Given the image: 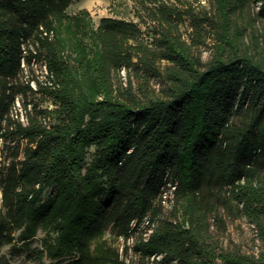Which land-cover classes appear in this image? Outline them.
<instances>
[{"label": "trees", "instance_id": "16d2710c", "mask_svg": "<svg viewBox=\"0 0 264 264\" xmlns=\"http://www.w3.org/2000/svg\"><path fill=\"white\" fill-rule=\"evenodd\" d=\"M73 1L0 0V151L16 141L0 177V264H15L6 245L22 254L40 230V257L126 264L104 236L130 237L146 217L152 231L134 249L155 264H264V53L245 47L237 24L248 0H216L207 61L165 0H133L156 22L151 39L133 20L69 13ZM192 21L202 35L206 18ZM33 60L46 79L14 83ZM17 89L27 122L11 117ZM170 186L175 220L161 217ZM214 203L257 225V255L212 245Z\"/></svg>", "mask_w": 264, "mask_h": 264}, {"label": "rangeland", "instance_id": "374dc122", "mask_svg": "<svg viewBox=\"0 0 264 264\" xmlns=\"http://www.w3.org/2000/svg\"><path fill=\"white\" fill-rule=\"evenodd\" d=\"M165 2L174 6L181 13L178 22L183 37L195 47V53L199 55L203 61H207L218 42V34L214 32L211 22L218 20L217 17V2L216 0H165ZM262 0H248L245 11L238 19V26L246 33L244 45L245 47L260 53H264V19L259 16L258 11ZM81 8H87L90 16L98 25L101 18L111 16L118 18H125L136 21L140 24L144 36L151 39L153 34V27H156V22L151 18L140 5H136L133 0H74L68 7L69 13H75ZM192 13L200 17H205L206 22L202 31L192 25ZM259 35V42L253 41L252 34ZM196 34V35H195ZM45 65L41 60H33L29 65L26 64L24 71L13 80L21 86L30 82L31 86L36 89L37 83L35 79L45 80ZM122 78L125 83L128 81L126 70L122 71ZM160 79L153 78L151 80V88L159 90L161 87ZM30 99L35 102H41L44 97L41 93H31ZM33 103L28 105V109L32 107ZM43 106L52 107L50 101H42ZM12 119H20L22 122H27L26 108L24 105L23 94L17 89L15 93V100L11 111ZM16 141H6L2 143L0 151V177L4 171V167L10 162L13 157V146ZM22 145L25 141H21ZM94 148H91L88 153V160L93 156ZM173 186H170L162 199L163 210L162 218L176 219L173 213L174 197L172 194ZM0 204H1V185H0ZM216 209H212L208 214L209 229L206 231L207 238L210 239L212 245L217 251L223 253H237L257 255L261 249V241L258 237L257 225L250 221L243 213L236 209H228L218 206L214 203ZM148 223L141 224L137 231L133 232L130 237L116 236L108 231L104 236L103 241L105 245L115 251L119 252L120 259L124 260L126 264H155V256L150 258L142 256L135 251L134 245L142 237L147 239L151 230L145 232ZM45 232L40 230L37 236L31 241L28 247L25 248L22 254L14 255L11 253L12 244L6 245L3 252L7 254L11 261L15 264H50L57 263V259L49 258L47 256L40 257V255L32 250L35 247H41V239ZM209 236V237H208ZM20 245L19 242H16ZM156 257V259H158ZM221 263V260H218ZM66 264V262L57 263Z\"/></svg>", "mask_w": 264, "mask_h": 264}, {"label": "built area", "instance_id": "2783aa9c", "mask_svg": "<svg viewBox=\"0 0 264 264\" xmlns=\"http://www.w3.org/2000/svg\"><path fill=\"white\" fill-rule=\"evenodd\" d=\"M173 189H174V186H173ZM172 194H173V193H172ZM173 196H174V194H173ZM145 222H147V223L149 224L148 217H146V218H145V221H144V223H145ZM150 230L152 231V229H150Z\"/></svg>", "mask_w": 264, "mask_h": 264}]
</instances>
